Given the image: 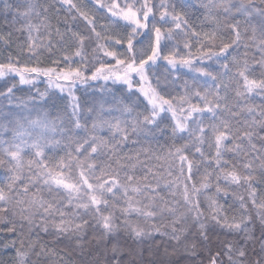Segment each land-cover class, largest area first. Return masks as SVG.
I'll return each mask as SVG.
<instances>
[{
    "label": "snow or ice",
    "instance_id": "1",
    "mask_svg": "<svg viewBox=\"0 0 264 264\" xmlns=\"http://www.w3.org/2000/svg\"><path fill=\"white\" fill-rule=\"evenodd\" d=\"M0 16V264H264V0Z\"/></svg>",
    "mask_w": 264,
    "mask_h": 264
},
{
    "label": "trees",
    "instance_id": "2",
    "mask_svg": "<svg viewBox=\"0 0 264 264\" xmlns=\"http://www.w3.org/2000/svg\"><path fill=\"white\" fill-rule=\"evenodd\" d=\"M38 2H39V3H42V4H45V5H48V4L55 3V0H38ZM77 2L83 4V3L85 2V0H77ZM49 15H50V18H51V23L53 24V26H56L57 23H58V20H59V21H63V20L65 19V16L67 15V13L61 11V12L58 14V13H56L55 11H52V12H50ZM69 19H70V18H69ZM4 24H5V21H4L3 17L0 16V27L4 26ZM60 26H61V30H63V25L61 24ZM17 36H19V33H17ZM243 51H244V50L241 49V53H243ZM254 51H255V50H250V52H249V56H250V57H251V55H252V53H253ZM100 83L102 84L103 82H100ZM38 86L41 88V90H43L44 87H45V84L40 83ZM23 87L26 89L28 86H23ZM119 87H120L119 85H116V86L113 87V93H114L115 97L117 98V100H119V98H120V93H119V91H116V89H118ZM34 91H35V89H33V92H34ZM94 94L97 95V96H99V95H100L99 90L90 88V89L88 90L87 94H85V93L83 92V90H81V92H80V95H81V96H86L89 100H91V98H92V96H93ZM18 95H24V93H18ZM106 100L108 101V104L106 105V107L112 106V103H113L112 95H108V96H106ZM250 102L253 103L255 106H259V105L261 104V98H260L259 96H257V97L254 98V100H252V101H250ZM85 114H87V110H86V113H85ZM166 139H167L166 137H162V138L160 139V141H159V144L153 143V144L151 145V147L154 148V149H159V148L162 147V146H163V147H166V144H165ZM145 147H147V145H145ZM132 150H134V146L129 145V147L126 148L124 151H125V152H129V151H132ZM146 163L149 164V165H153V164H157L158 162H156V161H154V160H148V161H146ZM137 170L140 171L139 168H138ZM50 246H51V242H49V247H50ZM61 249H63V245H60V246L58 247L57 251H60ZM66 258H67V257H66ZM45 259H46V258H42V259H41V264H44ZM55 259H57V258H56V257H53L52 259H48V260H47V264H53V261H54Z\"/></svg>",
    "mask_w": 264,
    "mask_h": 264
}]
</instances>
